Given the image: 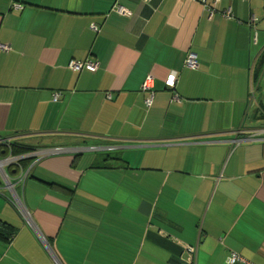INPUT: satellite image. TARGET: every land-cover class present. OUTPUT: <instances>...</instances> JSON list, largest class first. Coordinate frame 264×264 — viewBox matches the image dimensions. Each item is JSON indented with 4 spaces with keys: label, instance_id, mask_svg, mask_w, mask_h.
<instances>
[{
    "label": "crops",
    "instance_id": "1",
    "mask_svg": "<svg viewBox=\"0 0 264 264\" xmlns=\"http://www.w3.org/2000/svg\"><path fill=\"white\" fill-rule=\"evenodd\" d=\"M0 45V138L39 154L0 264H264V0H0Z\"/></svg>",
    "mask_w": 264,
    "mask_h": 264
},
{
    "label": "built area",
    "instance_id": "2",
    "mask_svg": "<svg viewBox=\"0 0 264 264\" xmlns=\"http://www.w3.org/2000/svg\"><path fill=\"white\" fill-rule=\"evenodd\" d=\"M219 0H213V4L217 3ZM205 10L209 13L211 7L209 6H204ZM115 11L122 15V16H128L129 12L127 10H125L123 7H121L120 5H117L115 8ZM221 15L223 17L226 18H230L231 17V12L230 10H224ZM93 30H95L94 27H92ZM0 49H6V47L1 46L0 45ZM197 66L196 63V57L193 53H189L184 61V67L188 68V69H195ZM68 68L72 71H76L79 72L81 70H87V71H91L93 72L95 70V65L93 63H91L90 61H85V62H78V61H70L68 64ZM176 80V76L175 73H171L167 76L165 85L167 87L172 88L174 86ZM151 79L148 77L144 83L142 84V91L145 92L146 98L144 100V104L146 105L147 108L151 107L152 104V99H153V92L151 91L152 86H151ZM254 89V86L252 85V81L250 80V88H249V92L252 93ZM58 94H54L53 95V99L56 100L58 98ZM14 142L12 143V140L7 139V138H0V148H4L6 151V154L2 157H0V172L1 170H4L5 167H12L15 166L18 169L17 174H15L14 177H10L7 178V176H5V178L3 179L4 182V188H6V190L8 191L9 194V198L7 199L13 206H15L14 208L17 210L19 216H22L23 219L28 220V212L27 210H25V208L23 207V205L21 204L19 197L16 193V188L18 187H23L25 180L28 178V176L30 175L31 172V168L33 166V163L35 161V159L38 158V153L37 151L34 152L30 151L21 155H12V149ZM62 149H54L51 150V154L53 153H58L61 152ZM23 159H33L31 164L29 166H27V168H22L21 165H19V161L23 160ZM185 252H187L190 256H194L196 254V248L193 246H185ZM249 264L247 261H245L242 257H240L238 254L234 253V252H230L229 255L227 256L226 260H225V264Z\"/></svg>",
    "mask_w": 264,
    "mask_h": 264
},
{
    "label": "trees",
    "instance_id": "3",
    "mask_svg": "<svg viewBox=\"0 0 264 264\" xmlns=\"http://www.w3.org/2000/svg\"><path fill=\"white\" fill-rule=\"evenodd\" d=\"M117 5H119V4L115 3L113 8H112V11L116 14H118L115 11V8ZM118 15H120V14H118ZM128 16H130V15H128ZM128 16H125V17H128ZM95 30L97 31V28H95ZM196 63H197V61H196ZM263 65H264V52L261 54V56L258 58V60L255 64V69H254V72L252 74V80L251 81L258 80V78H259V76L263 70ZM190 70H193V69H190ZM56 94H58V93H56ZM32 148H33L32 146H28L26 144H21L20 142L14 143V147L12 149V155H21V154L33 151L34 149H32ZM5 153H6V151L5 152L0 151V156L1 157L4 156ZM32 160L33 159H23V160L19 161V165H21L22 168H27V166H29L31 164ZM17 172H18L17 167H15V166L11 167L10 166L8 168L7 173H8V175H11V177H14L15 174H17ZM5 200L7 201V205H9V207L14 209V211L16 212V209L14 208L15 206H13L7 199H5ZM16 214H17V216H19V214L17 212H16ZM16 231H17V227H15L9 223H5V222L0 220V241L1 242H5V243L9 242L12 239V237L15 235Z\"/></svg>",
    "mask_w": 264,
    "mask_h": 264
},
{
    "label": "rangeland",
    "instance_id": "4",
    "mask_svg": "<svg viewBox=\"0 0 264 264\" xmlns=\"http://www.w3.org/2000/svg\"><path fill=\"white\" fill-rule=\"evenodd\" d=\"M1 188H2V190H1L0 194H2V196H6L5 199H8L10 197L8 194V191L6 190V188H4V186H2ZM1 198L7 203V201L3 197H1ZM16 212H17V210H16ZM16 212L14 211V209L10 208L9 205H8L7 210H4L3 208L0 209V213L2 216H17Z\"/></svg>",
    "mask_w": 264,
    "mask_h": 264
},
{
    "label": "water",
    "instance_id": "5",
    "mask_svg": "<svg viewBox=\"0 0 264 264\" xmlns=\"http://www.w3.org/2000/svg\"><path fill=\"white\" fill-rule=\"evenodd\" d=\"M0 184H1V180H0Z\"/></svg>",
    "mask_w": 264,
    "mask_h": 264
},
{
    "label": "flooded vegetation",
    "instance_id": "6",
    "mask_svg": "<svg viewBox=\"0 0 264 264\" xmlns=\"http://www.w3.org/2000/svg\"><path fill=\"white\" fill-rule=\"evenodd\" d=\"M14 146V145H13Z\"/></svg>",
    "mask_w": 264,
    "mask_h": 264
}]
</instances>
